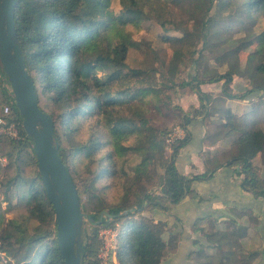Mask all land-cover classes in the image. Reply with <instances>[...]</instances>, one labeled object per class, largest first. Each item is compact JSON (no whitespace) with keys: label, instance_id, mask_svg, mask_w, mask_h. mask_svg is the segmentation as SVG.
I'll list each match as a JSON object with an SVG mask.
<instances>
[{"label":"trees","instance_id":"obj_1","mask_svg":"<svg viewBox=\"0 0 264 264\" xmlns=\"http://www.w3.org/2000/svg\"><path fill=\"white\" fill-rule=\"evenodd\" d=\"M117 2L119 10L115 12L111 9L113 0H18L14 8L16 36L38 105L52 118L59 155L77 188L82 210L94 220L104 209L111 215L103 216L99 225L85 227L82 261L97 264L98 230L115 227L119 264H162L168 252L175 249L178 235L170 232L166 221L143 213L167 211L191 193L194 180L205 177L206 172L184 175L177 167L179 150L189 140L188 126L195 117L222 118L206 139L211 143L229 139L230 145L219 154L220 163L234 166L242 175L241 186L264 197V178L254 163L259 154L264 164V0ZM150 19L161 25L160 40L172 51L167 67L160 70L154 66L135 68L127 62L129 49H141V45L152 48L151 39L135 42L127 27L140 29L142 22ZM189 20L201 28L203 38L198 50L190 43L193 32L188 28ZM167 22L180 35L169 34ZM230 39L236 44L230 46ZM243 46L251 50L240 73L238 55ZM218 50V58L227 66L223 72L205 61L207 54ZM186 59L194 65L195 73L179 85L189 86L199 104L188 109L169 107L170 100L164 101L162 94L177 85L175 77ZM245 74L250 87L238 95L230 93L234 75ZM221 80L222 95L200 88L201 84ZM254 93L249 109L240 114L225 104ZM5 104L11 112L6 120L16 124L18 133L12 138L0 128V141L5 142L2 154L8 160L0 179V193L8 201L7 211L17 206L21 213L6 220L0 202V260L6 264H63L53 207L44 190L32 141L22 128L0 66V107ZM123 107L127 114L118 113ZM150 107H169L170 119L178 121L186 134L171 143L168 157L160 159L163 173L153 181L156 187L152 192H139L140 181L151 179L148 163L156 157L165 134L164 130L153 133L147 118ZM94 116L97 124H104L107 134L89 131L81 137L80 130ZM135 119L139 125L134 124ZM131 137L136 138L134 145L120 143ZM131 152L141 158L130 176L125 165ZM113 185L124 190L117 200L108 202L105 191ZM11 196L15 198L13 204ZM209 224L205 235L212 250L198 249L195 264H251L258 256V237L255 244L249 240L248 222L237 224L228 219Z\"/></svg>","mask_w":264,"mask_h":264},{"label":"crops","instance_id":"obj_2","mask_svg":"<svg viewBox=\"0 0 264 264\" xmlns=\"http://www.w3.org/2000/svg\"><path fill=\"white\" fill-rule=\"evenodd\" d=\"M188 132L189 140L179 150L177 167L188 176L206 174L201 180L191 183V193L178 203L170 205L167 211L155 209L160 212L151 215L154 220L166 221L170 232L178 235L175 249L168 252L162 264H195L193 259L198 249L212 250L205 235L210 228L209 221L219 223L228 219L235 220L237 224L248 222L249 240L253 242L255 236L258 237L259 254L251 264H259L260 260V264H263L264 197L241 186L242 175L234 166L220 163L219 154L228 148L229 139L209 144L202 116L191 121ZM164 236H168V233Z\"/></svg>","mask_w":264,"mask_h":264},{"label":"rangeland","instance_id":"obj_3","mask_svg":"<svg viewBox=\"0 0 264 264\" xmlns=\"http://www.w3.org/2000/svg\"><path fill=\"white\" fill-rule=\"evenodd\" d=\"M111 9L115 12L119 10V5L117 0H113V3L111 4ZM262 22H264V18L262 19ZM187 25L188 28H190V30L193 32V35H191L190 37V43L193 45V47H195L198 50L201 48L202 38H203L201 28L198 24H196L192 20L187 21ZM166 27L169 28V34L180 35L178 32L172 31L173 30L171 29L172 25L169 24L168 22L166 24ZM127 28H128L127 30L131 33L130 36L133 38L135 42H140L144 39L152 40V48L144 47L140 43V45L142 46L141 49H135V48L129 49V53L127 56V62L129 66L135 68L142 66H148V67L154 66L158 70L162 69L163 66L167 67L166 66L167 61L168 58L171 56L172 51L171 48L168 47L165 42H162L160 40V35L163 33V30L157 20L150 19L148 21L142 22L140 29L135 28L133 26H128ZM235 36L239 37V34H235ZM228 42H230L229 43L230 46L236 44L234 39H230L228 40ZM161 48L165 49V51L163 49L162 51L161 50L159 51V49ZM250 50L251 47L243 46L242 51L238 55V70L240 73L244 71L247 62V55ZM220 51L222 50L220 49ZM220 51L218 50L217 52H213V54H207L205 57V61L206 64L214 66L219 72H223L227 68V66L217 56ZM184 64L185 65L184 66L182 65L180 71L177 73L175 77L174 83H176L177 85L174 86V88L172 89L165 90L164 93L162 94V98L164 99V101L170 100L169 107H172L173 105H179L184 109H188L190 106H197L199 104L196 94L192 92V89L189 86L179 85V83L182 80H189L191 76L195 73V69L193 67L194 65L189 61V59H186ZM156 78H158V75L156 76ZM222 85H223V80L215 83L201 84L200 88L204 91L209 90L210 92H212V94L219 93V95H222V89H223ZM249 87H250V81L249 78L246 76V74L234 75L228 91L230 93L238 95L241 94V92L246 91ZM255 95H256L255 93L250 94L245 99L232 98L230 100H227L225 104L227 103V105H229L233 110H236L237 114H240L248 109V106L250 105L251 101L254 100ZM2 107L3 105H1L0 110L2 109ZM169 107L168 108L162 107L160 110H156V108L154 107L149 108V113L147 114V118L149 119L148 120L149 124L153 129V133L156 134L158 130H164L165 134L161 139V143L159 146L160 150H156L155 152L156 157L151 159L148 163L149 177L151 179L149 178L150 181L148 182H145L146 180L140 181L138 185L139 192H143V191L152 192L154 187H156V184L153 185V183L159 180V178L163 173L159 161L160 159L166 158L170 155L172 145L170 143H167L166 141L167 134L170 132L172 128L179 126V124L178 121L170 119L171 113L169 111ZM118 113L127 114L128 110L125 107H123L122 109H120V112ZM96 118L97 117L94 116L90 118L88 122H86L87 124L80 130L81 137L86 136L89 131H92L95 135H99L101 132L104 133V135L107 134L104 124L103 123L101 125L97 124L95 122ZM221 119L222 118H220L218 115H213L208 117L205 120L206 133L208 134L216 130V126L218 123L221 122ZM134 124L139 125V122L135 119ZM206 140L209 144H211L209 139ZM135 141L136 138L131 137L127 140H121L120 143L123 146H127V145H134ZM4 146H5V142L0 141V179L2 178L6 164L8 163V160L5 157H3L2 154L3 153L2 150ZM126 156L127 157H126L125 168L131 176L133 175V166L140 161L141 155L137 152L135 153L131 152L128 153ZM254 163L257 166L259 175L262 178H264V164H261L259 154L254 158ZM123 190L124 187L121 188L120 186L113 185L112 187L108 188L105 191L106 200L108 202L117 200V198L122 195ZM0 202L6 220L15 217L19 213H21V209L18 208L17 206L7 211L6 208H8V201L3 200V195L1 193H0ZM10 202L11 204L15 202L14 196L10 197ZM11 204L9 205V207L11 206ZM154 210L144 211L143 214L147 216H151L153 212H160L158 210L156 211ZM87 226H89V224L85 221L84 229ZM256 241L258 243V240ZM260 262L262 261L260 260ZM0 264H6V262L4 260H0Z\"/></svg>","mask_w":264,"mask_h":264},{"label":"water","instance_id":"obj_4","mask_svg":"<svg viewBox=\"0 0 264 264\" xmlns=\"http://www.w3.org/2000/svg\"><path fill=\"white\" fill-rule=\"evenodd\" d=\"M17 1L0 0V66L21 116L22 128L32 141L37 168L53 207L63 264H85L82 261L85 221L95 226L101 224L103 216L111 215L104 209L94 220L82 210L77 188L59 155L52 118L38 105L34 82L19 46L14 21Z\"/></svg>","mask_w":264,"mask_h":264},{"label":"built area","instance_id":"obj_5","mask_svg":"<svg viewBox=\"0 0 264 264\" xmlns=\"http://www.w3.org/2000/svg\"><path fill=\"white\" fill-rule=\"evenodd\" d=\"M9 105H3L0 112V128L6 135L14 138L17 137V127L14 122L6 120L10 115ZM186 134L183 127L177 126L167 134V143H172L177 139H182ZM118 229L115 227H103L98 230V239L100 246L97 252V264H119L116 255Z\"/></svg>","mask_w":264,"mask_h":264}]
</instances>
